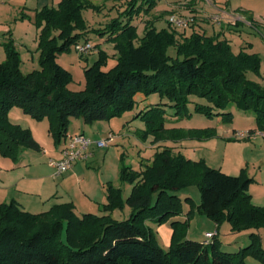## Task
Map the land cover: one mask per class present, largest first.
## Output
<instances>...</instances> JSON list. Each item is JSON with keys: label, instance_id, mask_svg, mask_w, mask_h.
Returning a JSON list of instances; mask_svg holds the SVG:
<instances>
[{"label": "trees", "instance_id": "16d2710c", "mask_svg": "<svg viewBox=\"0 0 264 264\" xmlns=\"http://www.w3.org/2000/svg\"><path fill=\"white\" fill-rule=\"evenodd\" d=\"M108 1L117 10L118 6L124 7L98 27H91L84 11L102 12L105 5L91 0H62L56 7L46 6L33 16L19 17L33 21L39 30L41 69L23 73L15 41L7 38L3 42V156L18 159L27 148L41 150L30 129L9 120L13 106L39 120L48 118L49 131L57 145L67 136L72 118L91 124L134 110L135 118L158 130V140L163 141L213 136L212 128L185 131L166 125L172 117L182 120L193 114L229 121L234 118L230 104L252 111L257 128L264 131V88L248 77L249 71L259 69L258 54L235 53L227 40L199 31L186 34L188 29L179 31L170 22L167 28L159 29L153 21L146 20L140 33L136 17L149 13L157 0ZM195 25L196 20L189 28ZM92 33L114 44L116 66L104 70L106 54L101 51V57L84 68L86 89L72 92L67 88L72 73L59 64L58 55L80 42H89ZM171 47H175L176 55L169 53ZM141 93L158 94L161 100L141 107L137 101ZM121 180L133 183L129 196L125 198L123 189L109 182L101 215L85 213L80 217L72 202L55 204L41 213L23 209L16 200L0 204V264H245L249 255L264 264L258 232L264 227V206L252 203L249 189L254 178L245 168L232 175L204 160L193 161L175 154L172 147L165 146L142 174L124 166ZM195 184L201 192L197 209L217 225L228 221L235 232L251 230L247 246L230 252L220 247L217 236L209 245L185 237L194 211L191 197L185 198L191 206L187 219L173 221L169 250L159 245L145 221L158 213L161 216L157 221L181 214L179 192ZM126 206L131 208L129 217L113 218L116 209Z\"/></svg>", "mask_w": 264, "mask_h": 264}, {"label": "rangeland", "instance_id": "374dc122", "mask_svg": "<svg viewBox=\"0 0 264 264\" xmlns=\"http://www.w3.org/2000/svg\"><path fill=\"white\" fill-rule=\"evenodd\" d=\"M96 3L105 5L102 12H93L92 10L84 11V16L91 27L104 25L112 16L118 14L117 11H119L120 8L124 7V5H121V7L118 6L119 9L117 10L112 1L106 2V0H99ZM148 16L151 17L149 13H145L137 16L135 19V23L139 26L140 33H142L143 24ZM24 20L26 21L21 24L19 28L15 26L16 21L9 20L5 23V30L2 33L3 40L0 42V48H2L3 51V53H0V62L5 59L3 42L7 38H11L15 41L16 47L20 51L21 70L23 73L27 74L34 70L41 69V52L38 50V28L33 21L29 19ZM161 22L166 21L164 19ZM206 28H208V26ZM178 30L180 31L181 29ZM207 30L209 31L208 34L213 36H217L220 31L219 27L215 28V30L213 28H208ZM190 31L191 28H188L187 32ZM223 35L225 39L230 40L228 42L235 48V53L242 51L247 54L256 53L260 56L261 61L259 69L257 71H249L248 77L264 88V28L260 27L257 33H248L246 31L244 33L232 34V32L228 30V32L225 31ZM89 42L96 46L89 54L82 55L76 50L75 45H73L70 50L61 52L58 55L57 61L59 64L72 73V80L67 85L68 90L72 92H79L86 89L87 81L84 68L88 65H92L99 59L101 57V51H104L106 54L105 61L103 62V69L109 71L116 66L117 51L111 41H107L105 37L99 34L92 33ZM242 46L246 47L241 49ZM169 53L171 55H176L175 47H171ZM160 100L161 98L158 94L145 96L141 93L137 95V101L141 107H143V104L149 105L159 102ZM229 107L230 109L233 107L235 113L233 114L234 118L229 121H217L216 117L207 118L201 114H193L191 117L182 120L176 118L175 122H168L166 125L167 128H178L185 131L198 130L199 128H212L214 132V135L210 137H186L174 141L177 142L175 145L169 143L165 144V141L158 140V130L150 129L148 123L141 118H134L131 121L132 123L130 122L128 126H125V120L135 115V110L120 117H114L110 120H99L91 124L84 123L81 118H72L68 134L84 131L87 135L95 139H104L109 133H113L115 136L121 133L123 134L117 136L116 143L106 148L96 147L97 157L92 156L86 161L85 169L90 171L89 173H91L95 184H99L103 179L111 178V183L114 186L122 187L123 195L126 194V196L124 195L125 198L130 194L133 183L129 181L123 182L121 180L122 168L124 166H129L134 172L142 174L152 166L156 153L162 152L165 146L172 147L175 154L184 155L186 158L193 161L204 160L207 165L217 168L221 167L227 172L240 174L242 169L245 168L246 172L255 178L250 185V192L256 194L264 193V131L260 129H249V123L247 122H249L250 115H254L252 111L245 112L238 109L234 104H230ZM245 113L248 114L247 118L244 116L246 115ZM9 120L11 123L19 124L22 127L30 129L33 136H37L40 133L44 134V140L40 143L37 141L41 146V150L27 148L18 159L3 156L1 153L0 155L10 158L13 163H18L23 155L27 158L25 162H29L31 159L40 162L44 161L48 164L50 158H56L55 154L57 153L56 149L58 145L49 131L48 118L39 120L25 113L21 107L13 106L9 110ZM238 132L245 133V136H239ZM66 138L67 137L62 141L61 145H63ZM136 139L138 141H136ZM169 141L173 140L170 139ZM109 150L111 151L110 153H108ZM46 151L50 152L47 153ZM106 154L107 156L104 158ZM93 160H96V162ZM1 163L4 162L1 161ZM50 169L55 173V169ZM14 171L15 170H11L10 172ZM44 171L45 170H40V173H44ZM5 172L6 170L1 172L0 182L5 180V177H11L4 176ZM108 184L109 183L106 185ZM69 188H73L72 185H69ZM187 191L194 202V211L184 233L185 237L201 241L202 238H205L207 232H214L217 231L214 229H218V237L220 238L219 240H221L220 247L230 252L238 251L251 242L250 234L248 235V232L250 233L251 230L235 232L229 228L230 223L228 221H223L219 225V228L215 227V221L205 214H202L197 209L198 204L201 202V192L197 184L189 187ZM251 200L252 203L255 204L253 195ZM185 202L184 196L182 198L183 207ZM115 211V214H112L113 218L118 220L127 218L125 214L128 213L125 208H118ZM128 211L130 212V207H128ZM101 212L103 213V211ZM102 213H98L97 210L95 211V214L101 215ZM84 214L85 213L78 212L77 215L82 217ZM179 215H171L168 219L157 221L158 217L161 216V214L158 213L155 217H151L145 221V224L155 236L159 245L165 250H169L171 246L172 238L169 234L171 230H174L173 221L176 220L175 217ZM208 227L213 228V230L209 231L210 229H207ZM259 230L261 245L264 248V227H261ZM245 264H263V262L261 259L249 255L246 257Z\"/></svg>", "mask_w": 264, "mask_h": 264}, {"label": "crops", "instance_id": "0c3cea01", "mask_svg": "<svg viewBox=\"0 0 264 264\" xmlns=\"http://www.w3.org/2000/svg\"><path fill=\"white\" fill-rule=\"evenodd\" d=\"M61 1L62 0H0V42L3 40L2 33L5 30L4 25H6L5 23L9 20L16 21L15 26L19 28V26L26 21L19 18L22 14L33 16L37 10L46 6L56 7ZM91 1L96 3L99 0ZM173 13L183 16L193 15L196 17V25L191 28L190 32H187V30L186 32L184 31L186 34H191L193 31L208 34V28H213L215 30V28L219 27L220 31L217 36L227 41L230 40L224 38L223 34L225 31L228 32L229 30L232 34L244 33L246 31L248 33H257L260 27L264 28V0H157L156 6L149 12L151 17L148 16L146 20L153 21L155 26L159 29L167 28L169 25L168 17ZM164 19L167 23L161 22ZM144 25L145 23L143 24V28ZM207 26L208 28H206ZM244 47L246 46H242L241 49H244ZM232 48L234 51L235 48L233 45ZM0 53H3L2 48H0ZM4 55L6 58L5 50ZM230 111L235 114L233 107H231ZM135 115L125 120V126H128L135 118ZM244 116L247 118L248 114ZM175 120L176 118L172 117L169 122H175ZM218 120H221V118L217 117V121ZM247 123H249V129H258L254 115H250L249 122ZM79 133L86 134L84 131ZM118 135L123 134L121 133ZM117 136L114 143H116ZM34 138L40 143L44 140V134L40 133L34 136ZM136 141L138 140L136 139ZM166 143L171 145L177 144V142L174 141H165V144ZM57 147V153L55 154L56 158H50V160H60L63 157L62 149L64 143ZM95 148L96 147L91 148L92 154L87 160L77 162L67 173L65 172L63 175L60 174L61 176L51 171L50 168H55L50 165V162L48 163L49 165L44 161L40 162L31 159L29 162H25L27 158L23 155L18 163H13L10 158L0 155L1 161L4 162L1 163L0 161V174L3 170H6L4 176H11L10 178L5 177V180L0 182V204L16 200L23 209L32 213H41L47 211L55 204L72 202L75 205L77 214L78 212L95 213L96 210L98 213H102L101 210L103 209V205L107 202L106 184L112 182V180H110L111 178L109 177L110 179H103L99 184H95L91 173H89L90 171L85 169L86 161L92 156L97 157V149ZM46 152L49 153L50 151ZM110 152L109 150L108 153ZM106 156L107 154L104 158H106ZM93 161L96 162V160ZM220 169L223 170L221 167ZM11 170L15 171L10 172ZM40 170L45 171L44 173H40ZM225 172L232 175L239 174ZM69 185H72L73 188H69ZM187 189L179 192L181 198L184 196L185 198L190 197ZM251 194L253 195L255 205L264 206V193L256 194L251 192ZM124 195L126 196V194ZM128 207L129 206L125 207L128 213L125 214V217H129L131 213V208L129 212ZM183 208L184 211H182L178 217H175L176 220L184 221L187 219L188 212L191 209L188 201L185 202ZM115 212L116 211L112 214H115ZM215 227L219 228L216 222ZM229 228L232 229L231 224ZM207 229H210L209 231L213 230L211 227ZM214 230H217V238L220 239L218 237V229ZM258 232L260 233V230ZM172 234L173 230H171L169 234L171 238ZM249 234L248 232V235ZM204 239L205 238H202L201 241H204Z\"/></svg>", "mask_w": 264, "mask_h": 264}, {"label": "built area", "instance_id": "2783aa9c", "mask_svg": "<svg viewBox=\"0 0 264 264\" xmlns=\"http://www.w3.org/2000/svg\"><path fill=\"white\" fill-rule=\"evenodd\" d=\"M168 20L173 26L183 30L188 29L196 19L193 15L183 16L173 13L169 16ZM75 48L79 53L85 55L94 50L95 46L91 42H80L75 45ZM238 135L243 137L245 133L238 132ZM66 137L62 149L63 157L60 160H50V165L55 168L57 175L72 169L77 162L87 160L92 154V147L106 148L114 143L116 138L113 133H109L104 139H95L84 133L67 134ZM215 236H217V231L207 232L203 243L209 245Z\"/></svg>", "mask_w": 264, "mask_h": 264}]
</instances>
